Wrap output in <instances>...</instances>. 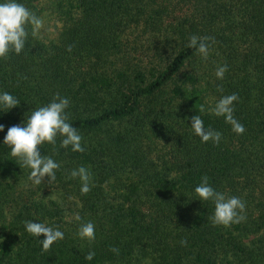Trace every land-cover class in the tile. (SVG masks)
Listing matches in <instances>:
<instances>
[{
  "label": "trees",
  "instance_id": "trees-1",
  "mask_svg": "<svg viewBox=\"0 0 264 264\" xmlns=\"http://www.w3.org/2000/svg\"><path fill=\"white\" fill-rule=\"evenodd\" d=\"M17 2L43 27L33 36L28 26L21 53L0 58V94L19 101L0 105V264H264V0ZM193 35L214 39L207 60L188 47ZM57 93L85 151L60 147L59 136L41 144L60 167L34 185L3 139ZM233 93L240 135L210 111ZM194 115L221 133L218 144L201 142ZM81 166L92 174L87 194L69 178ZM205 175L245 202L246 220L211 223L214 203L195 194ZM25 221L64 238L43 251ZM87 222L91 242L77 234Z\"/></svg>",
  "mask_w": 264,
  "mask_h": 264
},
{
  "label": "clouds",
  "instance_id": "clouds-1",
  "mask_svg": "<svg viewBox=\"0 0 264 264\" xmlns=\"http://www.w3.org/2000/svg\"><path fill=\"white\" fill-rule=\"evenodd\" d=\"M28 26H31L32 35L43 27V21L34 12L26 8L17 0H5L0 3V58H8L10 52L21 53L25 47L28 36ZM214 42L211 37H198L193 35L189 38L188 47L195 48L204 60H207L210 53V43ZM72 45H69L67 51H72ZM227 65L219 66L215 72L217 79H223L227 71ZM218 91H223L218 86ZM238 100V96H222L210 111L217 117H223L225 122L232 126V131L237 135L243 134L244 126L233 116V102ZM19 101L11 94L5 92L0 94V105L9 110L16 107ZM70 101L66 97H61L59 93L55 94L50 103L38 107L32 112L30 117L21 125H13L8 128L3 143L11 149V156L18 159L21 167L30 169L28 179L34 185L42 184L47 177L48 183L55 181V170L59 169L60 164L48 156L41 155L39 146L43 143H49L55 146L57 137H61L60 147L67 148L71 146L74 152H84L82 147V137L77 129L69 121V114L66 109ZM200 111H205L204 105L200 106ZM191 128L194 133L200 137L201 142L212 141L218 144L221 140V133L211 128H205L204 122L200 116L191 117ZM4 125L0 124V131H3ZM79 178L81 181V193L87 194L90 190V181L92 174L86 167H79L70 172L69 178ZM207 175L201 178L198 186L195 187V194L203 201L211 200L214 203V212L209 219L214 226L220 225L229 227L234 223H241L246 220L243 215L245 211V202L239 197L227 196L223 192L216 191L209 185ZM74 219L81 220L78 213L74 214ZM25 230L34 237L43 235L44 239L39 240L43 251H49L54 242L64 238L62 231L47 226L45 223H33L25 221ZM78 236L88 241L95 239V226L92 222L82 223L78 229ZM182 244L186 241H181ZM111 251L119 253V249L112 248ZM95 252H89L85 259L92 260Z\"/></svg>",
  "mask_w": 264,
  "mask_h": 264
}]
</instances>
